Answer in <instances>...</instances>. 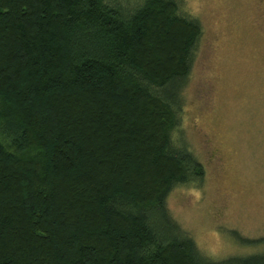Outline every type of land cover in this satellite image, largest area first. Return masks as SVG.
Segmentation results:
<instances>
[{
	"label": "trees",
	"instance_id": "1",
	"mask_svg": "<svg viewBox=\"0 0 264 264\" xmlns=\"http://www.w3.org/2000/svg\"><path fill=\"white\" fill-rule=\"evenodd\" d=\"M200 34L176 0H0V264H264L166 205L204 174L171 140Z\"/></svg>",
	"mask_w": 264,
	"mask_h": 264
},
{
	"label": "rangeland",
	"instance_id": "2",
	"mask_svg": "<svg viewBox=\"0 0 264 264\" xmlns=\"http://www.w3.org/2000/svg\"><path fill=\"white\" fill-rule=\"evenodd\" d=\"M176 2L201 34L171 140L204 174L171 189L169 214L207 261L261 254L237 236L264 238V0Z\"/></svg>",
	"mask_w": 264,
	"mask_h": 264
}]
</instances>
